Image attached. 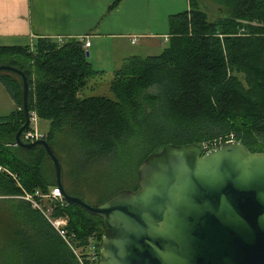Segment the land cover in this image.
Listing matches in <instances>:
<instances>
[{
  "label": "trees",
  "instance_id": "1",
  "mask_svg": "<svg viewBox=\"0 0 264 264\" xmlns=\"http://www.w3.org/2000/svg\"><path fill=\"white\" fill-rule=\"evenodd\" d=\"M212 1L231 16L208 21L199 2L188 0V11L168 18V47L161 54L131 57L117 66L110 98L79 97L90 80L103 77L81 40L60 44L39 38L32 48L0 47V65L26 73L30 112L49 122L44 138L55 154L65 138L80 175L101 167L111 181L125 182L98 204L126 189L124 184L135 191L140 163L167 144L219 147L233 137L250 152L264 153V0ZM0 82L19 108L0 117V204L18 202L8 212L23 218L14 224L7 250L0 251V264H78L44 217L16 198L56 186L54 174L43 170L48 159L41 147L14 146L23 123L19 79L3 73ZM53 216L67 217L77 246L92 239L99 252L104 234L99 218L68 203L54 208ZM34 237L38 247L25 241Z\"/></svg>",
  "mask_w": 264,
  "mask_h": 264
},
{
  "label": "water",
  "instance_id": "2",
  "mask_svg": "<svg viewBox=\"0 0 264 264\" xmlns=\"http://www.w3.org/2000/svg\"><path fill=\"white\" fill-rule=\"evenodd\" d=\"M3 73L21 83L23 123L14 146L41 147L64 200L100 219L99 264H264V153L233 140L212 150L167 144L140 163L135 191L90 205L66 191L61 162L46 140L22 142L29 80L10 65H0Z\"/></svg>",
  "mask_w": 264,
  "mask_h": 264
},
{
  "label": "crops",
  "instance_id": "3",
  "mask_svg": "<svg viewBox=\"0 0 264 264\" xmlns=\"http://www.w3.org/2000/svg\"><path fill=\"white\" fill-rule=\"evenodd\" d=\"M188 10V0H0V47L84 39L93 68L113 75L131 57L164 51L168 18ZM18 109L0 82V117Z\"/></svg>",
  "mask_w": 264,
  "mask_h": 264
},
{
  "label": "rangeland",
  "instance_id": "4",
  "mask_svg": "<svg viewBox=\"0 0 264 264\" xmlns=\"http://www.w3.org/2000/svg\"><path fill=\"white\" fill-rule=\"evenodd\" d=\"M199 2V7L201 10H203L206 15L208 21H215L219 18H225L230 17V12L224 8L216 4L212 0H197ZM164 49L168 47V44H166L163 40H161ZM163 49V50H164ZM163 51H151V53H147L148 55L155 56L158 54H161ZM147 57V55H144ZM112 75H106L103 77H98L96 79H92L88 82L86 88L81 91L79 94L80 98H87V97H111L109 94V84L112 80ZM34 113V112H33ZM35 114V113H34ZM36 115V114H35ZM49 122L46 121H38L36 124V130L45 135L48 133L49 130ZM234 140V138L232 137ZM58 143H62V145H59L61 149L56 150L57 155L60 157L62 168H63V179L62 184L64 188L67 190H71L74 192H77L81 194L84 197V200L90 204V205H97L100 201V199L108 194H111L114 190V188L117 187L118 182L111 181L110 174L101 167H96L88 170L84 174L78 173L76 171V168L74 167V160H73V154H71L69 150V142L63 138L59 139ZM63 149V150H62ZM141 154L136 156L134 158V164H137L140 160ZM44 167L43 170L45 173L48 174H54L53 168L51 164L45 160L44 161ZM55 179V176H54ZM122 183H118L123 184ZM129 185V182H127ZM125 188L127 190L132 189L133 184L128 188L125 185ZM46 193V192H44ZM18 201H21L18 199ZM18 202L15 201V203L11 204V202L8 200H4L2 204H0V251L1 250H7V240L9 234H11L13 226L15 223H21L23 221V218L21 216L12 217L10 213L8 212V209H11V207L17 205ZM67 218V217H66ZM68 220V219H67ZM95 233V232H94ZM27 241V245L30 243L33 244V246L38 247L40 244V240L37 238H32L29 241ZM26 245V246H27ZM25 246V245H24Z\"/></svg>",
  "mask_w": 264,
  "mask_h": 264
},
{
  "label": "built area",
  "instance_id": "5",
  "mask_svg": "<svg viewBox=\"0 0 264 264\" xmlns=\"http://www.w3.org/2000/svg\"><path fill=\"white\" fill-rule=\"evenodd\" d=\"M82 41L84 42V48H88L90 46V42L84 41V39H82ZM37 122L38 120L36 115L33 112H30L29 129L22 135L21 138L23 143L30 144L38 140H45V135L36 130ZM203 148L205 150H212L218 147L214 144L212 147ZM16 198L27 203L32 210L40 213L44 217L58 236L70 248L78 264H99V252H97V248L93 240L89 239L85 246H77V240L74 235L68 234L67 218L64 216H53L54 208H62L67 205V202L62 197L60 188H50L46 193L41 192L39 189H36L31 193L23 191L21 196Z\"/></svg>",
  "mask_w": 264,
  "mask_h": 264
}]
</instances>
